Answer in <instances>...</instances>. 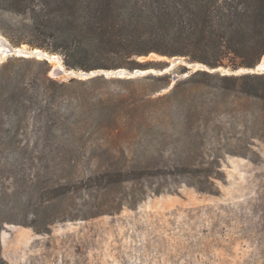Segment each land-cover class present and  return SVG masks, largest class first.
Wrapping results in <instances>:
<instances>
[{"label":"trees","instance_id":"16d2710c","mask_svg":"<svg viewBox=\"0 0 264 264\" xmlns=\"http://www.w3.org/2000/svg\"><path fill=\"white\" fill-rule=\"evenodd\" d=\"M0 14L13 19L9 23L17 33L14 44L26 42L57 52L68 68L86 71L150 68L152 62L139 60L150 53L183 55L210 68L228 64L236 70L254 67L264 55V0H0ZM51 67L47 59L35 56L0 60V144L16 146L24 158L39 163L84 158L101 163L92 174L79 176L80 182L97 188V196L103 200L110 189L127 184L125 200L117 201L120 208L135 207L149 192L169 189L146 181L155 174L194 175L199 170L206 186L192 185L199 191H215L214 178L221 173L219 157L205 170H200L201 162L185 168L189 162L180 161L175 164L177 172H166L134 148L147 143L152 122L164 121L159 110L148 109L146 104L153 100L150 92L170 84L169 71L66 79L51 75ZM181 71L188 80L216 78L224 89L264 101V73L187 71L185 65ZM192 119L189 114L185 122L190 124ZM35 169L29 199L37 197L39 207L34 215L39 218L76 179L72 174L47 179L45 164ZM42 187L49 190L42 192ZM104 203L94 206L98 210L93 216L115 211ZM54 219L67 216L48 215L44 227L35 221H11L47 232ZM3 261L0 253V264Z\"/></svg>","mask_w":264,"mask_h":264},{"label":"rangeland","instance_id":"374dc122","mask_svg":"<svg viewBox=\"0 0 264 264\" xmlns=\"http://www.w3.org/2000/svg\"><path fill=\"white\" fill-rule=\"evenodd\" d=\"M9 19L13 21L10 15L0 14V35L13 46L32 47L26 42L13 43L17 33ZM51 53L62 59L61 54ZM172 58L150 53L139 60L162 69L153 63L166 67ZM182 67L181 61L175 64L169 70L170 84L150 92L153 100L146 107L159 110L164 121L152 122L147 143L134 148L166 172H177L175 164L180 161L189 162L185 168L201 162L200 170H205L219 157L221 173L214 178L215 191H199L192 185L206 186L199 170L194 175L155 174L146 181L169 189L149 192L135 207L120 208L117 201L125 200L127 184L113 187L103 200L97 188L80 182L79 176L92 174L101 163L86 158L39 163L24 158L16 146L0 144V253L4 264H264V101L224 89L216 78L188 80ZM218 67L231 69L228 64ZM189 114L193 119L187 124ZM44 164L48 166L45 178L72 174L76 181L38 218L34 215L38 199H29L34 186L30 176L36 166ZM102 202L115 211L93 216L98 210L94 206ZM48 215L67 219H54L47 232L11 221H35L44 227Z\"/></svg>","mask_w":264,"mask_h":264},{"label":"water","instance_id":"95a60500","mask_svg":"<svg viewBox=\"0 0 264 264\" xmlns=\"http://www.w3.org/2000/svg\"><path fill=\"white\" fill-rule=\"evenodd\" d=\"M8 56H36L39 58L47 59L49 62L55 61L52 64L50 74L56 77H77V78H89L95 75L104 74L106 76H126V77H137L144 76L149 73H163L168 72L175 64L180 61L183 62V65L186 67L195 70V69H209L211 71L221 70L223 73H241V72H262L264 69L257 67V64L254 67L250 68H239V69H229L224 67L210 68L204 63L195 62V61H183L181 57L174 56L170 61V65L163 67L162 69L155 68H135V69H126L118 68L114 70H104V69H93V70H81L68 68L59 55L51 53L50 51L43 50L37 47H26V46H13L10 44L3 36H0V60L5 59ZM59 61V62H57Z\"/></svg>","mask_w":264,"mask_h":264},{"label":"bare ground","instance_id":"6f19581e","mask_svg":"<svg viewBox=\"0 0 264 264\" xmlns=\"http://www.w3.org/2000/svg\"><path fill=\"white\" fill-rule=\"evenodd\" d=\"M1 36V35H0ZM59 62V61H57ZM257 67L260 68V69H264V60L263 61H260L258 64H257Z\"/></svg>","mask_w":264,"mask_h":264}]
</instances>
